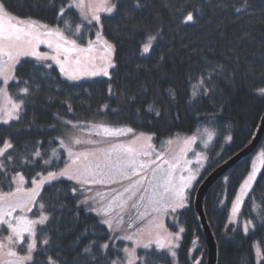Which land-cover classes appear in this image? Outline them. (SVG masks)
<instances>
[{
    "label": "trees",
    "instance_id": "16d2710c",
    "mask_svg": "<svg viewBox=\"0 0 264 264\" xmlns=\"http://www.w3.org/2000/svg\"><path fill=\"white\" fill-rule=\"evenodd\" d=\"M6 2L22 18L64 27L56 18L61 0H55L54 6L50 0ZM144 3L145 7L131 14L124 6L111 15L101 13L102 34L115 49L116 67L110 69L111 80L99 76L69 81L53 65L47 78L36 75L21 119L11 125L0 124V144L3 138L10 137L21 155L40 147L45 159L57 148L62 159L56 163L62 168L66 154L58 148L57 138H67V133L72 131L62 120L126 125L154 134L156 144L179 134L195 133L203 127L211 128L215 135L206 151L208 159L188 192V205L178 212L183 232L176 259L155 248L138 251L141 257L150 253L149 264H205L206 243L193 206L194 193L209 172L251 140L264 113V96L258 94V89L264 88V0H248L250 7L243 14L234 11L243 0H144ZM197 8L200 11L195 22L183 24V15ZM67 19L74 31L80 23L79 13L73 9ZM96 27L85 25L83 39L78 43L85 46ZM150 35L157 39L150 52L142 55L141 46ZM34 63L31 58L21 59L17 65L21 79L32 77ZM202 75L209 80L206 86L210 91L193 97V85ZM109 83L112 95L108 92ZM14 84L10 83V93L17 91ZM129 96H135L136 100L129 102ZM105 105L107 108L101 112ZM149 105L153 111L148 110ZM157 110L161 113L159 116ZM259 149L264 150V133L257 149L212 184L204 197L205 217L217 246L216 264H256L255 243L263 255L258 264H264V221L261 220L264 178L258 177L254 191L246 196L240 211V221L252 220L254 226L244 234L240 222L226 225L237 190L250 170L252 156ZM43 168V161L25 167L28 183ZM72 184L60 179L41 189L38 201L46 205L51 219L38 232L39 241L50 240L46 254L37 256L38 264H44L46 255L58 257L61 264H86L87 254L83 249L91 240L103 242L109 235L94 213L77 206L80 197H73ZM0 190L9 191L6 181ZM253 199L259 206L256 211H253ZM38 207L39 203L33 213L39 212ZM111 243L115 245L110 250L114 258L124 242ZM38 246L43 247L40 242Z\"/></svg>",
    "mask_w": 264,
    "mask_h": 264
},
{
    "label": "snow or ice",
    "instance_id": "6c2138e0",
    "mask_svg": "<svg viewBox=\"0 0 264 264\" xmlns=\"http://www.w3.org/2000/svg\"><path fill=\"white\" fill-rule=\"evenodd\" d=\"M50 2L55 5V0ZM122 6L128 8L131 14L146 5L144 0H131L130 3L129 0H61L56 9V18L63 23L62 28L59 25L51 27L30 17L22 18L10 10L6 0H0V124L11 125L21 119L32 95L36 75L47 78L53 65L69 81L96 76L111 80L109 70L116 67L113 61L115 49L102 34L101 13L111 15ZM249 7L248 0H243L241 6L234 7V11L243 14ZM73 9L79 13L80 19L74 31L67 19ZM179 11L184 12V9L180 8ZM199 11V8L187 11L181 22L194 23ZM85 25L98 26V30L95 33L96 39H89L82 46L78 41L83 39ZM156 39L155 35L147 37L141 46L142 55L150 52ZM40 45H45L51 51H41ZM22 58L35 61L31 78L21 79L18 75L17 65ZM10 81L15 82V93L9 91L12 86ZM208 83L209 80L202 75L193 85L192 96L201 92L207 95L210 91L206 86ZM108 92L109 95L113 94L111 83ZM258 94L264 96V88L258 89ZM135 100V96L128 97L129 102ZM104 108L107 105L101 112ZM68 110L72 111L70 104ZM148 110L153 111V106L149 105ZM160 114L157 110L156 115ZM62 123L80 132L77 135L75 131H69L67 138H57L58 148L66 154L62 168L57 167L56 162L62 159L57 148H53L52 154L45 159L40 147L21 155L16 152L10 137L2 139L0 189L6 181L9 191L0 190V233L5 229L7 231V235L0 236V264H38L37 256L46 254L50 240L44 238L40 242L43 247L38 246V232L48 224L51 215L46 205L38 201V197L46 184L60 178L73 182V197H82L77 200V206L83 205L87 211L101 217L100 223L106 226L109 233L103 242L93 239L83 249L87 254L86 264L88 261L93 264H101L102 261L107 264H149L150 253L138 256L137 248L150 250L153 246L155 250L167 251L175 257L179 232L168 231L160 215L175 213L186 206L185 190L192 186L203 162L208 159L196 152L195 163L200 167L193 170L189 167L193 161L187 158L188 153L194 151L192 145L202 136L207 137L203 140L207 148L215 132L204 129L200 133L197 129L198 134L182 140L177 136L161 142L162 147L181 144L178 152L170 154L168 148L157 151L153 144L154 134L137 133L126 125L117 127L104 121L62 120ZM227 140L230 141L231 137ZM40 161H43L44 168L32 176L31 187H26L27 173L23 169L35 166ZM257 161L264 166V150L254 158L240 184L232 205L233 216L239 212L244 198L254 191L258 177L264 178V172L257 166ZM38 203L39 215L31 218L28 213L33 212ZM258 207L253 199V211ZM146 220L147 224L144 223ZM261 220L264 221V215ZM251 226H254L253 221H246L245 233ZM180 232H183L182 228ZM114 240L131 241L132 246L118 249L112 258L110 250L115 247L111 243ZM25 242L26 252L22 255L17 246L23 250ZM260 254V248L257 247V255ZM44 264H61V261L58 257L46 255Z\"/></svg>",
    "mask_w": 264,
    "mask_h": 264
},
{
    "label": "rangeland",
    "instance_id": "374dc122",
    "mask_svg": "<svg viewBox=\"0 0 264 264\" xmlns=\"http://www.w3.org/2000/svg\"><path fill=\"white\" fill-rule=\"evenodd\" d=\"M55 27H56V26H55ZM97 30H98V26H97L96 28H94V35H93V37H92V40H95V39H96V35H95V33H96ZM104 39H105V38H104ZM109 43H110V42H109ZM111 44H112V43H111ZM40 50L43 51V52H50V51H51V50L48 49L45 45H40ZM22 59H23V58H22ZM49 63H51V62L49 61ZM109 71H110V70H109ZM96 77H99V76H96ZM87 78H95V77H84V78H81V79H87ZM81 79H80V80H81ZM10 83H12V82L10 81ZM95 122H100V121H95ZM113 126L120 127V126H125V125H113ZM204 129H208V130H210V131H213V130H212L211 128H209V127H203V128H200V129H199V130H200V133H203ZM72 131H75L77 135H80L79 130H72ZM135 131H136V130H135ZM136 132H137V133H140L139 131H136ZM143 133H146V132H143ZM146 134H149V133H146ZM194 134H198V133L195 132V133H192V134H179V135H176V136L172 137L171 139H174V138H176V137L178 136V137H180L181 140H182L183 138H186V137L192 136V135H194ZM84 135L86 136L87 133L85 132ZM169 139H170V138H169ZM205 139H207L206 136H202L201 138H199V139L197 140V142H196L195 144L192 145V148H193L194 151L188 153L187 158L193 161V163H192L191 165H189V167L192 168L193 170H194L195 168H197V167H200V165H197V164L195 163V160H196L195 153H196V152H200V153H202V154L205 155V156H206V154H207L206 151H207V148H208V147L205 148V147H204V144H203V140H205ZM167 140H168V139H165V140H162L161 142H163V141H167ZM161 142H160L159 144H156V143L154 142V140H153V144L155 145L157 151H163L164 148H168V149H170V154H171V153H176V152H178V151H179V148L181 147V144H180V143H174V144L171 145V146L164 145V146L162 147ZM211 142H212V141L209 142L208 146L211 144ZM261 150H263V149H259L256 153H254V155H253L252 158H251V165H252V161L254 160V158L258 155V153H259ZM204 163H205V161L203 162V166H204ZM251 165H250V168H251ZM257 166H258V167H261V169H262V167H263V166L260 165L259 161H257ZM202 169H203V167H201V170H202ZM201 170H200V173H201ZM200 173H199V175H200ZM186 174H187V173H185V175H186ZM199 175H198L197 177H199ZM197 177H196V179H197ZM60 179H65V178H60ZM26 180H27V179H26ZM195 181H196V180L193 181V184L195 183ZM193 184H192V186H193ZM192 186H191L190 188H188V189L185 190V194H186V198H187V199H186V206L188 205V192H189V190L192 188ZM26 187H31V183H27V184H26ZM239 187H240V186H239ZM238 191H239V188H238L237 192H238ZM236 194H237V193H236ZM235 197H236V196H235ZM235 197H234V200H235ZM80 198H82V197H80ZM245 198H246V197H245ZM245 198H244V199H245ZM234 200H233V202H234ZM242 204H243V202H242ZM242 204H241V206H240V210H239V212H238L235 216H233V214H232V206H231L230 211H229V214H228V218H227V221H226V225H231V224L235 225L236 223L240 222L241 230H242V232H243L244 234H246L245 231H244V227H245V223H246V221H245V220L240 221V211H241ZM232 205H233V203H232ZM82 206H83V205H82ZM186 206H185V207H186ZM83 207L86 209L85 206H83ZM185 207H184V208H185ZM34 208H35V207H34ZM181 209H183V208H181ZM181 209H178L177 212H175V213H171V212H169L168 214H161V215H160V219L162 220L164 226L168 229V231L173 232V233H175V232H179L180 237H181L180 229L182 228V226L180 225V223H179V221H178V212H179ZM38 210H39V207H38ZM86 210H87V209H86ZM33 211H34V209H33ZM92 213H93V212H92ZM94 214H95V213H94ZM28 215H29L31 218H36V217L39 215V212H37V213H33V212H31V213H28ZM95 215H96V214H95ZM153 215H155V214H153ZM96 216H97V215H96ZM97 217H98V219H99V221H100L101 217H99V216H97ZM230 217H231V222H230ZM144 223L147 224V220H146ZM249 229H250V227H249ZM249 229H248V231H249ZM5 231H6V229H5ZM121 234H123V233H118V235H121ZM3 235H7V231L4 232V234H1L0 236H3ZM42 240H43V239H42ZM42 240H41V241H42ZM41 241L38 240V243L41 242ZM117 241H122V242H124L123 248H124V247H131V246H132V242H131V241H125V240H114V242H117ZM179 241H180V239H179ZM179 241H177L176 243L179 244ZM257 247L260 248V252H261V254H260L259 256L257 255ZM153 248H155V246H153ZM140 249H143V248H142V247H141V248H137V254H138V251H139ZM176 249H177V248H176ZM176 249H175V252H176ZM253 249H254L255 262H256V264H258L259 261L261 260L262 256H263V255H262V249H261V247H260L257 243H255V244L253 245ZM17 250L20 251V254H22V255L25 254V252H26V242H25V244H24V246H23V250H21V249L19 248V246H17ZM166 252H167V251H166ZM167 253H168V252H167ZM169 255H170V254H169ZM138 256H139V254H138ZM170 256H171V255H170ZM171 258H172L173 260H175V259H176V256H175V257H172V256H171Z\"/></svg>",
    "mask_w": 264,
    "mask_h": 264
},
{
    "label": "water",
    "instance_id": "95a60500",
    "mask_svg": "<svg viewBox=\"0 0 264 264\" xmlns=\"http://www.w3.org/2000/svg\"><path fill=\"white\" fill-rule=\"evenodd\" d=\"M264 133V113L257 125L256 131L251 140L241 148L237 153L232 155L227 160L223 161L211 172H209L203 180L199 183L193 198V206L198 215V220L206 243V263L216 264L217 259V246L214 234L207 222L203 209V200L206 192L219 178H221L231 167L238 163L242 158L251 155L258 147Z\"/></svg>",
    "mask_w": 264,
    "mask_h": 264
}]
</instances>
